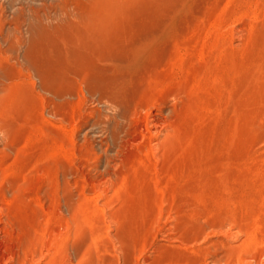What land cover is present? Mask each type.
<instances>
[{"label":"rangeland","instance_id":"374dc122","mask_svg":"<svg viewBox=\"0 0 264 264\" xmlns=\"http://www.w3.org/2000/svg\"><path fill=\"white\" fill-rule=\"evenodd\" d=\"M0 264H264V0H0Z\"/></svg>","mask_w":264,"mask_h":264},{"label":"bare ground","instance_id":"6f19581e","mask_svg":"<svg viewBox=\"0 0 264 264\" xmlns=\"http://www.w3.org/2000/svg\"><path fill=\"white\" fill-rule=\"evenodd\" d=\"M8 38V37H7ZM12 39V38H11ZM3 45V44H2ZM12 45V44H11ZM17 50V49H16ZM25 53V52H24Z\"/></svg>","mask_w":264,"mask_h":264}]
</instances>
